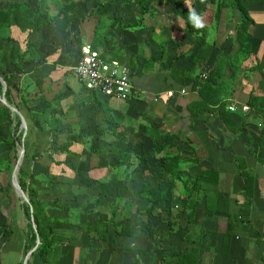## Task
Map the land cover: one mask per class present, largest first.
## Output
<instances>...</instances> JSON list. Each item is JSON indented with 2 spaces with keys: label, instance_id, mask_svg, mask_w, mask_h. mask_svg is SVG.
<instances>
[{
  "label": "crops",
  "instance_id": "obj_1",
  "mask_svg": "<svg viewBox=\"0 0 264 264\" xmlns=\"http://www.w3.org/2000/svg\"><path fill=\"white\" fill-rule=\"evenodd\" d=\"M98 1L77 0L83 12L90 7L96 9ZM235 1L196 0L191 6V0H151L149 5L152 6L153 15L146 16L143 21L145 27L124 30L117 22L112 21L106 27V38L102 34L96 42L93 36L95 23L90 19L97 18L96 15L81 23L75 21L72 24L71 43H69L71 39L66 41V32L58 31L51 25L44 26L41 33L38 31L31 34L21 31L18 26H11V36L18 42L23 43L28 36L31 42L38 44L43 53L50 52L47 61L42 65H37L35 69H32V65H28L26 67L28 73L21 76V79L45 76L53 69L52 61L57 59V65L60 67L50 73L45 79L44 86L46 97H51L56 91L63 90L59 110L65 114L66 119L63 124H69V131L84 127L85 132H88L107 124L104 121L103 110L99 109L95 101H92V93L84 89L72 70L79 56L80 45L87 42L86 39L92 47L94 44L93 48L102 57L118 59L127 65L135 88L134 93L126 100L103 93H93L97 101L108 107L113 117L122 120L124 140L111 141L110 135L103 137L101 141L92 139L87 146L99 149L96 153L82 150V144L74 143L71 150L75 153H69V161L81 173H74L63 164L52 163L46 156L52 135L47 131L36 133V138L33 137L30 145L32 152L29 159L31 161L36 159L38 170L49 169L53 174L63 175L55 179L61 182L55 183L51 192L47 191L46 187L40 188L42 198H65V204L79 206L81 215L85 210L90 209L91 212L86 218L92 220L98 216L99 220H107L109 207L104 195H115L111 190L115 179L105 180L109 175L106 173L107 168L102 169L103 173L101 169H93L88 174L86 169L98 165H111L113 159H108L113 154L109 152L111 148H129L146 155L142 166L138 164L137 159L134 160L133 181L140 179L143 183L158 180L161 174H158L157 167L152 165H158L161 156L160 154L153 157L148 155L153 143L145 133L144 126H148L149 122L156 124L162 121L163 129L169 132V136L162 141L166 142V148L176 149L177 147L187 152L190 159L196 158L193 164L180 170V175L183 178H191L203 169L212 172L209 177H205V186L209 190L206 205L210 212L206 214L205 204L200 202L192 219L188 222L180 210L182 203L178 194L181 185L175 182H168L164 185L170 189L168 191L175 215V229L171 233L159 231L157 237L159 243L167 251L169 262L178 264L176 263L177 256L173 253L190 251L193 247H197V264H264V110L257 109L247 102L250 95L258 98L260 106L264 102V0H237L239 4L237 7L232 5ZM66 2L68 1L0 0V8H5L10 4L24 3L41 10L49 8L52 13H55L57 7ZM129 5L132 3L123 6L111 3L106 7L104 15L108 19H121L122 17L124 21L130 20L129 14L134 12L135 7ZM184 8L188 10L194 8L203 16L206 26L202 32L206 40L213 44L205 65L203 64L202 67L197 65L193 74H203L206 65L212 66L219 53L238 56L237 51L240 52V70L237 77L230 83L229 88L232 90L227 96L221 94L219 97L217 92L212 90L210 94H205L206 99L201 101L196 87L191 88V84L185 86L180 82V77L183 75L181 70L187 71L193 66L189 56L198 44L197 35H190L185 30ZM241 9L246 11L247 16ZM242 21L248 22L247 29L252 35V40L248 41L250 48H243L244 51L251 52L250 54L246 52L243 54L244 51L239 50L242 36L239 34V23ZM90 22L92 25L88 26ZM161 43H165L166 51L163 62L160 59L159 45ZM0 44L5 45L1 39ZM62 45L64 47L60 53L63 54L60 56L58 53L53 54V48H60ZM0 48L4 47L0 46ZM5 48L8 51L11 50L9 58L16 56V46L10 47L6 43ZM5 52L3 49V55ZM177 54L180 55L175 57ZM9 58L2 62L0 57V68L6 67ZM225 64L222 81H226L230 74L228 62ZM170 65H174V70H171ZM65 68L68 70L66 78L64 75L59 79L53 77L54 81L51 80L54 74L62 73ZM32 85L36 91L34 82ZM53 86L58 88L52 92ZM34 91L30 92L29 96L32 97ZM209 98H219V101L224 104H212L207 100ZM231 103L237 105L236 110L229 109L228 106ZM243 105H247L248 109L242 110ZM3 120L7 125L1 124V130L6 135L9 132L12 136L8 119ZM63 138L62 136L61 139ZM7 150L6 145L0 142V190L3 191V196H6V201L11 195L6 185L3 186L7 178L4 169ZM189 152H192V156L188 155ZM55 158L60 160L65 158V155L58 154ZM30 160L28 170L31 168ZM57 167L63 172L57 171ZM137 169L141 172L136 173ZM215 175L217 180L214 182ZM89 176L99 181L90 184ZM100 179L105 182H101ZM100 182L109 185L110 190H101L98 187ZM123 182L130 183L131 181ZM127 186L131 187V184ZM12 192H14L13 189ZM73 192L79 194L77 203L71 198ZM94 195L100 198L97 205L92 200ZM19 204L18 202L15 204L19 219L13 223L17 224L21 235L20 241L16 244L11 243L14 240V227L1 213L3 202L0 200V221L6 222L12 230V235L7 240L0 235V253L6 245H9V253L14 256L11 261L8 254L4 258L2 255L0 264L5 261L7 264H22L24 256L22 249L25 247L29 229L26 221L21 219ZM48 212L58 213L55 209H49ZM228 217L232 221V229L228 237H225ZM84 218L82 216L81 220ZM141 225V220L137 226L131 225L134 227L133 236L115 237L113 232H109L105 238H99L94 232L87 234L81 231L77 224H55V233L66 237V244H54L49 259L53 264H136L132 254L119 250L120 247L122 249L151 247V242L145 234L139 231ZM185 236H188V239ZM112 243L113 248H110ZM160 251L161 249H158L154 253V259L159 256ZM148 258L149 255L139 256L141 262L154 264L149 262Z\"/></svg>",
  "mask_w": 264,
  "mask_h": 264
},
{
  "label": "trees",
  "instance_id": "obj_2",
  "mask_svg": "<svg viewBox=\"0 0 264 264\" xmlns=\"http://www.w3.org/2000/svg\"><path fill=\"white\" fill-rule=\"evenodd\" d=\"M67 1L68 2H66V4L60 7L58 6L55 13H52L49 8H47L46 10H41L39 8L29 7L24 3L10 4L5 8H0V39L3 41H7L10 47L14 45L17 48L16 56L13 58H9V61L7 62L5 68H0V77L6 83L5 97L7 101L21 111L27 121V126L31 133L33 131H47L50 133V135H52L50 146L46 150V156L51 160V162L56 165L63 164L67 168L71 169L74 173H81L79 170H76L72 163L69 161V153H75V151L71 150V146L74 143H80L83 145L82 150H86L89 153H96L99 151V149L87 146L89 145V143H91L92 139H94L95 141H101L103 137L110 135L112 137L111 141H123V122L122 120L113 117L108 107L97 101L95 94H93L96 92H91L92 101H95L99 109L103 110L104 121L107 124L99 128L96 127L94 130H89L88 132H85L84 127H79L77 130L72 129L71 131H69V124H63V121L66 119L65 114L64 112L59 110V104L63 97V90H58L51 97H46V89L44 86L45 79L50 75V73L56 70L57 67H60L59 65H57V59L52 61L53 69L50 71V73L42 77L37 76L32 78V82H34L35 88L37 90L34 91L32 97L29 96L30 92L25 87H22L20 85L18 79L28 73V70L26 68L28 65H32V69H35L37 65H42L43 63H45L47 61V57L50 55V52L43 53L39 49L38 44L31 42L28 36L25 38L21 45L20 42H18L11 36V26H18L21 31H27V34H31L38 31L41 33L43 32L44 26L51 25L58 31L66 32V41H68V39H71L72 24L75 21L81 23L82 21L89 19L93 15H99V21L95 25V33L93 35L96 42V40L100 38V36L96 33L101 21L100 18L104 16V11L109 4L118 3L119 5L123 6L132 3V5L129 6L135 7L134 12L129 14V16L131 17L130 20L126 19V21H124V18L122 17L121 19H109L110 22H117L119 26H121L124 30L128 28L134 29L142 27L143 25H145L143 21L145 20L146 16L150 17L151 15H153V12H151L152 6L149 5L151 0H99L97 2L96 9H91L90 7V10L87 9L85 12L81 10V7L78 4L77 0ZM195 2L196 0H191V6H193ZM232 5L236 7L239 6L237 0L232 3ZM241 10L247 16L246 11L244 9ZM98 11L100 12L99 14L97 13ZM184 13L186 16L185 30L190 35H197L196 38L198 44L196 49L189 56V59L192 62L193 66H191V68L187 71L181 70L183 74L182 77H180L181 84L185 86L191 84V88L196 87L197 91L200 94L201 101H204L203 99H206L205 94H210L212 90L216 91L219 97L221 94L227 96L232 90L229 88V85L237 77L240 70V52L237 51L238 56H236L235 54L226 55L223 53H219L215 63H213L212 66L206 65V67L204 68L203 73L206 74L204 77L203 74L200 75V73L193 74L194 70L197 68V65H200L201 67L203 66V64L205 65L213 44L212 42L206 40L204 33L202 32L204 28L197 29L193 26V24L189 20V10L184 8ZM247 24V21H242L239 23V34L242 35L240 37L239 45L241 48H239V50H243V48H250L248 41L250 39L252 40V35L247 29ZM106 36L107 34L105 32L103 37L106 38ZM255 41L257 42V40ZM71 42L72 39L69 41V43ZM164 45L165 43H161L159 45V49L161 51L160 59L162 60V62L166 57ZM245 52L246 51H244L243 54H245ZM250 53L251 52L249 51L246 52V54ZM178 55L180 54H177L175 57H177ZM227 62L230 74L228 75L226 81H222L224 70L226 68L225 63ZM170 68L171 70H174V65H170ZM67 73L68 70L65 74V78L66 76H68ZM65 82H67V80ZM225 86L226 88H224ZM1 88L2 83L0 82V91ZM14 91L16 92V94H14ZM16 96L18 97V99L16 98ZM207 100L211 101L210 103L212 104H224L222 101H219V98H209ZM247 102L257 109L264 110V102L262 106H260L258 103V98L254 95H250ZM10 119L11 124L9 123V126L12 131V136L9 135L8 137H5L4 135H0V142H3L8 149L7 157L4 160V169L7 175L6 188L12 190L9 179L18 155L16 143L21 141L23 130L20 128V118L18 114L13 113ZM144 127L145 133H147L153 143V146L148 152V155H150V157H153L160 154L161 156L159 164L152 165L153 167H157L158 174L161 175L156 181H149V183L143 182L141 184V187L139 188V191H137L139 195L136 199H132L131 194L129 193L123 195L115 194L114 196H107L105 194L104 196L107 201L106 203L109 207L107 220H99L98 216H96L92 220L86 218L91 212L90 209L85 210L83 215H81L78 208L79 206L69 203L65 204V198H42V192L40 188L46 187L47 191L51 192L55 183L61 182L60 180L55 179H58L59 176L63 175L61 173L53 174L49 169L38 170L36 168V159H33L32 161L29 159V144L27 143L25 138L24 158L26 162H29L30 160L31 168L30 170H26L22 162L18 170V181L29 198V202L33 210L34 222L37 225V232L40 237V244L32 253L31 257L28 260V264H53V262L49 259V254L52 251L54 244H66V237L59 235L54 231V225L58 223L77 224L78 228L81 231L87 234L94 232L99 238H105V236L109 232H113L115 237L133 236L134 227H132L130 224H127V222L130 220L128 214L129 212H126L127 205H135L134 212L145 215V218L140 219L142 225L139 231L145 234L146 238L151 242V247L124 248V252L133 255V257L135 258L133 260L134 263L146 264L139 260V256H151L158 249H161L159 256L156 258L155 264H171L168 259L169 256L167 254V251L163 248L162 244L159 243V239L157 237L158 231H166L171 233L175 229V215L172 211V200L171 197H169L170 193L168 191L170 189H167L166 187H164V185L168 182H175L181 185L178 194V198L182 203L180 210L184 213L185 218L188 222L192 219L193 213L197 209V206L200 204V202H204L205 204V213L208 214L210 212L208 210V206L206 205L209 190L205 186V177H209V174L212 172H209L208 169H203L194 177L183 178L180 175V170L189 164H193L196 161V158L193 157V159H190V157L187 156V152L181 151L180 148H166V142L162 141H164L169 136V132L163 129L162 121L156 124L149 122L148 126ZM62 136H64L63 139H61ZM109 152L113 153L108 157V159H113V163L109 166L98 165L94 167H88L86 169L87 174L93 169H101V171H103L102 169L107 168L106 173H108L109 175H107V178H105V180H111V178H113L115 179L113 181L114 183L123 181L133 182L134 175L132 172L134 168V160L137 159L138 164L142 166L144 165L146 155L141 154L137 151H132L129 148L119 147L111 148ZM58 154H64L65 158L60 160L56 159L55 155ZM103 154L107 156L106 153ZM188 155L192 156V152H189ZM89 178L91 179L90 184H94L95 182L99 181L98 179L91 176H89ZM216 180L217 176L214 177L213 181L215 182ZM100 181L105 182L101 179ZM152 182L155 184H152ZM106 188L107 189L105 190H110L109 185H107ZM71 198L77 203L79 194L73 192ZM19 199L21 210L24 214L27 228L29 229L24 247L26 252L35 244L36 233L31 225L29 205L28 203L22 201L21 198ZM92 200L95 205L100 202V198L97 195H94ZM140 200L146 202L147 205L145 207L136 205L135 203ZM49 209H55L58 211V213L50 214L48 212ZM82 216L85 217L84 220H81ZM118 216L120 217L118 218ZM231 222L232 221L228 217V228L224 234L225 237H228L229 233L231 232ZM157 223L161 225L157 226ZM0 235H2L6 240L9 239L12 235V230L4 221H0ZM185 238L188 239V236H185ZM112 245L113 243L110 244V248H113ZM197 253V247H193L190 251H181L179 253H174V255L177 256L176 263L197 264Z\"/></svg>",
  "mask_w": 264,
  "mask_h": 264
},
{
  "label": "rangeland",
  "instance_id": "obj_3",
  "mask_svg": "<svg viewBox=\"0 0 264 264\" xmlns=\"http://www.w3.org/2000/svg\"><path fill=\"white\" fill-rule=\"evenodd\" d=\"M79 4V3H78ZM80 5V4H79ZM82 7H83V4L81 5ZM84 8V7H83ZM94 16V15H93ZM97 16V18H90L91 19V21L93 22V23H95V25L98 23V21H99V19H98V17H99V15H96ZM100 23H99V26H98V29H97V31H96V33L100 36H102V34H104L105 33V31H106V27L109 25V22H110V20L108 19V17L106 16V15H104V16H102L101 18H100ZM88 24H90V25H88V26H91L92 25V23L90 22V23H88ZM89 28H91V27H89ZM19 38V37H18ZM86 41L88 42L89 40H87L86 39ZM4 42V44L6 45V43H8L7 41H3ZM21 43V45H22V41L20 42ZM5 45H3V44H0V46H2V47H4L3 49L6 51L5 53H4V55H3V53H2V48H0V52L2 53H0V57L2 58L1 59V61L3 62V61H5V59L6 58H9L10 57V51H8L6 48H5ZM63 45L60 47V48H57V47H54L53 48V54L54 53H58V55L60 56V55H62L63 53H60V50L61 49H63ZM12 53V52H11ZM3 55V56H2ZM0 61V62H1ZM6 64V63H5ZM2 69V68H1ZM65 72V73H64ZM66 72H67V69L65 68V69H63V72L62 73H56V75L54 74L53 76H52V78H51V80H53L54 81V79H53V77H55L56 79H59L60 77H62V76H64L65 74H66ZM65 79V78H64ZM19 80V83H20V85L22 86V87H25L29 92H33L34 91V87H33V82H32V80L33 79H27L26 77H23L22 79L20 78V79H18ZM56 81V80H55ZM58 87H54L53 86V90H52V92L53 91H55L56 89H57ZM25 89V90H26ZM14 94H16V92L14 91ZM16 98L18 99V97L16 96ZM16 99V100H17ZM117 108H118V106H117ZM121 108V107H120ZM0 109H1V111H0V119H2V121L0 122V125L1 124H5V126L7 125V123L5 122V120H3V119H8L7 121H9L8 122V124L10 123V114L12 115V113L10 112V110L6 107V106H4V105H2L1 103H0ZM119 109V108H118ZM3 110V111H2ZM11 124V123H10ZM0 133H3V135L5 136V137H7V135H9V132H8V134L6 135V133L5 132H3L2 130H1V126H0ZM37 132H33V136H32V133H31V131L29 130V128H28V126H27V133H26V141H27V143L29 144L28 145V150H29V152H30V155H31V152H32V150L30 149L31 148V142L33 141V137L34 138H36V134ZM64 137V136H63ZM50 143V142H49ZM49 146H50V144H48ZM75 147H77L76 145H75ZM6 148H7V146H6ZM31 150V151H30ZM77 150V149H76ZM45 151V150H44ZM43 151V152H44ZM23 165H24V168L26 169V170H28V162H26L25 161V158H23ZM52 168L54 167V166H51ZM57 171H59V172H61V170H59V167H57ZM68 172V171H67ZM104 171H101V173H103ZM139 172H141V170H139V169H137L136 170V173H139ZM112 182V181H111ZM147 182H149V181H147ZM127 182H119V183H114V184H112V188H111V190L113 191V193L114 194H127V193H129V194H131V198L132 199H136L137 197H138V195H139V193H137V191H139V188L141 187V184H142V182H141V180L140 179H138V180H135V181H133V182H131V187H128L127 186V184H130V183H127ZM152 184H155V183H153L152 182ZM5 185H6V182H3V186L5 187ZM106 186L107 185H104V184H102L101 182H100V186H98L101 190L103 189V190H105V189H107L106 188ZM131 188V189H130ZM6 189V188H5ZM7 191V190H6ZM10 191V199L9 200H7L6 201V196H3V191L2 190H0V200H1V202H3V208H2V210H1V213L6 217V219H7V221H8V219H9V221L8 222H10L11 224V226H12V224L16 221V219H19V212L17 213V207L15 206V204L18 202V203H20L19 201H20V199H18V197L14 194V192H12V190H9ZM8 191V192H9ZM110 193H111V191H110ZM103 200V199H102ZM136 205H139L140 207H145L147 204H146V202H144L143 200H140V201H138L137 203H135ZM20 205V204H19ZM134 208H135V205L134 206H129V205H127V209H126V212H129L128 214H129V221L127 222V224H131V225H133V226H137L138 224H139V220L141 219V218H145V215H142V214H138V213H136V212H134ZM22 217V218H21ZM21 219H24L25 220V217H24V214H23V212H22V210H21ZM120 216H118V218H119ZM13 221V222H12ZM161 224H159V223H157V226H160ZM12 227H14L13 228V232H14V240L11 242V243H16V244H18V242L20 241L19 240V237H21V235H20V232H19V228L17 227V224L15 223V224H13V226ZM159 230V229H158ZM165 233H166V231H164ZM158 233H159V231H158ZM161 234V233H160ZM163 234V233H162ZM21 239V238H20ZM142 240V239H141ZM144 241V240H143ZM149 241V240H148ZM150 242V241H149ZM10 243V242H9ZM118 245V244H117ZM121 245V244H120ZM137 245H140V244H137ZM7 246V247H6ZM5 246V248L3 249V251H2V253H0V259L2 260V255H3V258H4V256H6V254H8L9 255V257H10V260L12 261L13 260V255H12V253H9V251H10V248L8 247L9 245H6ZM150 246V245H149ZM116 249V248H115ZM23 250V253L25 254V248H23L22 249ZM120 252H123V249H122V247H120V250H119ZM23 254V255H24ZM174 254V253H173ZM154 256H155V254H153V255H151V256H149V258H148V261L149 262H153L154 264H155V262H156V259H154ZM6 258V257H5ZM3 264H7V262L5 261V263H3Z\"/></svg>",
  "mask_w": 264,
  "mask_h": 264
},
{
  "label": "built area",
  "instance_id": "obj_4",
  "mask_svg": "<svg viewBox=\"0 0 264 264\" xmlns=\"http://www.w3.org/2000/svg\"><path fill=\"white\" fill-rule=\"evenodd\" d=\"M72 70L80 84L90 93H103L122 100L128 99L134 93L129 67L118 59L102 57L89 42L81 44L77 62ZM205 75L203 73V77ZM228 107L231 110L237 109L234 103ZM241 109L247 110L248 106L243 105Z\"/></svg>",
  "mask_w": 264,
  "mask_h": 264
},
{
  "label": "water",
  "instance_id": "obj_5",
  "mask_svg": "<svg viewBox=\"0 0 264 264\" xmlns=\"http://www.w3.org/2000/svg\"><path fill=\"white\" fill-rule=\"evenodd\" d=\"M0 82L2 83V88L0 91V103L2 105L6 106L12 114L13 113L18 114V116L20 118V128L23 130L21 141L16 143L18 155H17L16 161H15V164L12 168L11 174H10V185H11V188L13 189L14 193L18 197H20L22 201L28 203L29 210H30L31 225H32L33 230L36 233L35 244L33 245V247H31L30 249H28L26 251V253L24 254L23 259H22V264H28V260L31 257L32 253L37 249L38 245L40 244V237H39V234L37 232V225L34 222L33 210H32V206L29 202V198L26 195L25 191L22 189V187L18 181V170L22 164V161H23V158L25 155L24 140H25V136L27 133V121H26L24 115L21 113V111L7 101V99L5 97L6 83L1 77H0Z\"/></svg>",
  "mask_w": 264,
  "mask_h": 264
},
{
  "label": "clouds",
  "instance_id": "obj_6",
  "mask_svg": "<svg viewBox=\"0 0 264 264\" xmlns=\"http://www.w3.org/2000/svg\"><path fill=\"white\" fill-rule=\"evenodd\" d=\"M189 20L197 29H203L206 26L203 16L194 8L189 9Z\"/></svg>",
  "mask_w": 264,
  "mask_h": 264
}]
</instances>
